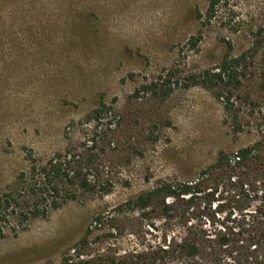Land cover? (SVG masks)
<instances>
[{"label":"rangeland","instance_id":"1","mask_svg":"<svg viewBox=\"0 0 264 264\" xmlns=\"http://www.w3.org/2000/svg\"><path fill=\"white\" fill-rule=\"evenodd\" d=\"M243 53L254 80L233 94L247 125L239 134L221 87L184 83ZM165 78L169 95L145 88ZM253 108L264 109V0H0V191L24 185L32 157L42 165L93 138L98 183L71 185L76 197L46 216L1 220L0 264H126L130 253L140 264L162 224L120 204L252 143L263 122ZM204 186L200 209L230 205L223 186Z\"/></svg>","mask_w":264,"mask_h":264},{"label":"trees","instance_id":"2","mask_svg":"<svg viewBox=\"0 0 264 264\" xmlns=\"http://www.w3.org/2000/svg\"><path fill=\"white\" fill-rule=\"evenodd\" d=\"M215 1L212 0V6ZM259 46L256 43L253 49L258 52ZM249 58L247 53L226 57L217 69L189 75L184 83L186 87H221L232 129L239 134L246 131L247 125L242 121V107L235 108L233 94L235 90L244 91L245 81L254 80L249 73ZM169 81L165 78L161 85L152 82L145 88L167 96L172 91ZM251 96L246 91L240 99ZM252 110L251 114L263 121L257 124L258 137L252 143L236 150L220 151L217 160L196 179L161 180L153 188L120 204L121 209L137 211L139 219H158L162 224L157 244L137 255L140 264H264V109ZM101 112L100 108L95 111ZM88 142L87 148L56 153L42 165L32 157L31 172L21 173L24 185L9 192L0 191V221L17 218L26 222L46 216L76 197L71 185L95 189L98 183L92 173L95 167L88 150L95 146L96 139ZM209 181L223 186L231 202L228 207L223 208L219 203L213 211L211 207L207 210L204 207L205 211L200 209L197 199L206 192L204 184ZM213 191L208 193L214 195ZM102 221L103 215H99L95 223L99 225ZM146 224L156 226L155 222ZM86 244L87 237H84L75 247L76 255L81 256ZM126 257V264H136L133 253ZM110 261L114 263L115 258L107 262ZM84 262L87 261L79 259V264Z\"/></svg>","mask_w":264,"mask_h":264}]
</instances>
